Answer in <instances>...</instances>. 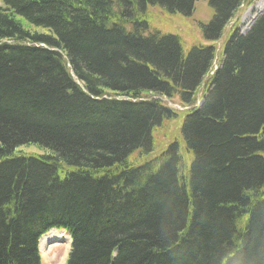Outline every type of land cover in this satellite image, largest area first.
Returning <instances> with one entry per match:
<instances>
[{
  "label": "trees",
  "instance_id": "1",
  "mask_svg": "<svg viewBox=\"0 0 264 264\" xmlns=\"http://www.w3.org/2000/svg\"><path fill=\"white\" fill-rule=\"evenodd\" d=\"M197 1L0 0V264L52 229L66 264H264V12L214 68L252 0H209L186 52L151 8Z\"/></svg>",
  "mask_w": 264,
  "mask_h": 264
},
{
  "label": "rangeland",
  "instance_id": "2",
  "mask_svg": "<svg viewBox=\"0 0 264 264\" xmlns=\"http://www.w3.org/2000/svg\"><path fill=\"white\" fill-rule=\"evenodd\" d=\"M250 3L248 5L243 4L240 6L235 17L231 20V22L228 24L227 28L225 29V33L223 37L218 42H216L218 51L214 63V68L219 64V59L221 58L220 50L222 48L223 41L226 38V35L228 34L233 24L237 23L240 32L244 34L249 30V28L252 26V24L257 19V17L264 12V0H252ZM151 11L154 14L153 20H151L152 26L154 28L161 29L163 32L180 34V36L183 39V47L186 52H188L189 48L194 43L197 42L208 43V41H205V39L203 38L201 30L203 24H207L213 17V7L211 6L209 0H198L195 3L194 12L188 16H183L180 13L170 15L165 11H163V9L160 7H153L151 8ZM203 90H204V86H201V88L199 89L196 105H200L202 103ZM162 99L164 101L166 100V98H162ZM167 104L173 108L180 110H184L188 108L182 106L177 101H168ZM180 124L181 121L176 120L170 123L169 122L166 123L162 128L156 129L154 134L155 152H159L161 149H163L166 146V144H168V142L172 140L174 136L177 137L180 136L179 133ZM28 149H31L33 151H39V148L34 146L29 147ZM53 230L64 231L60 229H53ZM64 232L71 239V236L66 231ZM67 248H68V244L59 243L56 245H51V247L48 249L47 252L40 249V251L42 250L41 255H42L43 264H66L69 257V253L72 248V243L68 254H67Z\"/></svg>",
  "mask_w": 264,
  "mask_h": 264
},
{
  "label": "bare ground",
  "instance_id": "3",
  "mask_svg": "<svg viewBox=\"0 0 264 264\" xmlns=\"http://www.w3.org/2000/svg\"><path fill=\"white\" fill-rule=\"evenodd\" d=\"M59 243L68 244V248H67V254H68L72 243L70 237L64 231L52 230L41 238L40 249L47 252L48 249L51 247V245H56Z\"/></svg>",
  "mask_w": 264,
  "mask_h": 264
},
{
  "label": "water",
  "instance_id": "4",
  "mask_svg": "<svg viewBox=\"0 0 264 264\" xmlns=\"http://www.w3.org/2000/svg\"><path fill=\"white\" fill-rule=\"evenodd\" d=\"M41 240V239H40Z\"/></svg>",
  "mask_w": 264,
  "mask_h": 264
}]
</instances>
